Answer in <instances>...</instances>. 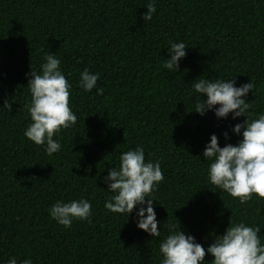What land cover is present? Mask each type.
Listing matches in <instances>:
<instances>
[{"label":"trees","instance_id":"obj_1","mask_svg":"<svg viewBox=\"0 0 264 264\" xmlns=\"http://www.w3.org/2000/svg\"><path fill=\"white\" fill-rule=\"evenodd\" d=\"M147 3L0 0V264L9 256L33 264H159V239L177 221L205 248L241 220L258 227L264 243V198L253 193L241 203L212 185L201 155L211 133L220 146L235 144L231 126L245 117L199 114L190 83L200 76L251 80L246 116L264 111V0H155L144 21ZM170 41L188 46L176 72L162 68ZM49 52L61 61L77 116L54 135L61 149L51 155L23 135L26 74L39 72ZM84 68L99 73L88 92L77 83ZM137 145L163 172L152 193L161 237L136 227L134 214L127 219L104 207L112 193L101 177ZM81 197L91 203L88 219L65 228L49 216L57 200ZM211 258L206 253L204 264Z\"/></svg>","mask_w":264,"mask_h":264},{"label":"clouds","instance_id":"obj_2","mask_svg":"<svg viewBox=\"0 0 264 264\" xmlns=\"http://www.w3.org/2000/svg\"><path fill=\"white\" fill-rule=\"evenodd\" d=\"M145 7L142 18L149 21L156 11L155 0H149ZM187 47L183 41H170L162 68L176 72ZM60 64V59L49 52L44 56L39 72L31 68L26 74L30 75L27 81L31 96L27 105L30 123L23 135L36 145H42L49 155L61 149L60 140L54 139V135L58 136L62 128L74 125L77 120L69 106L71 84ZM230 77L213 80L200 76L190 83L197 95L193 109L199 114L211 110L217 118H227L229 113L232 119L245 117L243 122L231 126V132L240 137L235 144L220 146L217 135L211 133L201 153L203 160L208 162V181L244 203L253 193L264 198V111L248 118L246 113L250 105L246 96L252 91V81L236 85L234 78ZM98 78L99 73L84 68L77 83L88 92L96 87ZM96 92L100 94L103 89L96 88ZM223 136L227 141L228 131ZM101 179L107 186L106 191L112 193L104 202L107 210L123 214L127 219L134 214L136 227L153 238L161 237L157 227L161 221L156 218V199L152 195L164 179L159 160L146 161L144 149L137 145L134 149L120 152L118 166L109 168ZM47 211L57 224L68 228L73 219L90 217L91 203L84 197L67 202L57 200ZM166 227L167 234L158 242L159 264H204L206 253L211 255L212 264H264V243L258 235L260 230L242 220L229 222L224 232L214 235L206 248L192 234L182 230L178 221ZM3 264L33 262L30 258L18 260L16 256H9Z\"/></svg>","mask_w":264,"mask_h":264}]
</instances>
